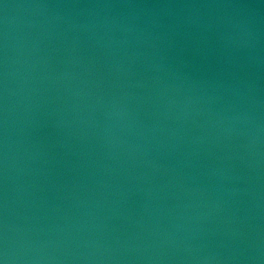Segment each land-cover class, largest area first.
<instances>
[{
	"label": "water",
	"instance_id": "95a60500",
	"mask_svg": "<svg viewBox=\"0 0 264 264\" xmlns=\"http://www.w3.org/2000/svg\"><path fill=\"white\" fill-rule=\"evenodd\" d=\"M0 264H264V0H0Z\"/></svg>",
	"mask_w": 264,
	"mask_h": 264
}]
</instances>
